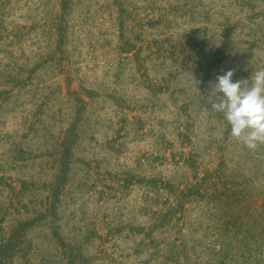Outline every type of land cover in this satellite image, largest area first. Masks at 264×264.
<instances>
[{"label":"rangeland","instance_id":"obj_1","mask_svg":"<svg viewBox=\"0 0 264 264\" xmlns=\"http://www.w3.org/2000/svg\"><path fill=\"white\" fill-rule=\"evenodd\" d=\"M261 68L264 0H0V264H264Z\"/></svg>","mask_w":264,"mask_h":264},{"label":"clouds","instance_id":"obj_2","mask_svg":"<svg viewBox=\"0 0 264 264\" xmlns=\"http://www.w3.org/2000/svg\"><path fill=\"white\" fill-rule=\"evenodd\" d=\"M234 71L230 69L210 83L211 110L223 115L232 138L255 152L264 146V68L251 75V84L249 79L233 81Z\"/></svg>","mask_w":264,"mask_h":264}]
</instances>
